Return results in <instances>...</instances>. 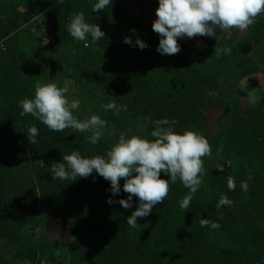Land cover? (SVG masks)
Listing matches in <instances>:
<instances>
[{"label": "rangeland", "instance_id": "1", "mask_svg": "<svg viewBox=\"0 0 264 264\" xmlns=\"http://www.w3.org/2000/svg\"><path fill=\"white\" fill-rule=\"evenodd\" d=\"M97 2L0 0V23H8L0 29V69L6 52L2 41L12 34L11 26L16 23L17 28L20 26L18 34L14 40L8 39V42L14 48L13 54L18 58L24 81L33 88L37 81L54 82L64 89L70 101H80V107L73 110V115L78 119L84 120L95 114L107 121L108 130L95 145L86 139L90 133L65 129L63 132L70 148L68 154L75 150L85 158L104 156L121 133L151 140L154 139L151 132L155 128V121L165 118L176 120L177 123L173 125L176 132L182 133L187 129L212 138L211 155L203 157V182L186 210L180 207L179 201L188 195L189 189L179 181L171 184L163 203L154 206L147 217L138 218V226L132 228L126 219L136 210V197H133V206L124 209L118 203L120 199H127L128 194L123 192L122 187L119 195L112 196L110 191H106V187H110L109 182L95 172L87 178H78L72 182L79 190L74 203V217L71 219L72 234H75L73 244L70 250L58 252L54 244L43 242L42 229L54 201L46 191L49 167L44 163L45 167L41 168L36 163L43 161L42 143L39 135L35 144L27 140L29 128L18 106L19 101L25 98L22 90L7 88L6 93L0 95V130L5 129L8 118L12 116L14 134L11 132L6 142L12 143L11 138L15 136L14 144L6 145L5 148H21L24 154L16 158L13 156L10 174L5 180L12 189V202L4 217L2 233L11 236L20 230V238L33 243V246L18 256L11 246L0 240V264H85L99 257L106 258L108 264H143L146 246L150 250L156 248L162 258L159 264H181L176 260L177 252L171 253L166 248L167 256L161 254L166 244L168 246L163 232L164 222L168 224L165 232L170 229L177 234L182 225L180 219L184 217L183 227L191 220L196 224L201 218L219 224L217 218L221 216L224 219L226 216L231 231L235 229L237 235L239 226L232 222V217L237 215L236 210H240L243 205L260 213L264 222V90L260 99L250 101L252 110L241 122L250 145L244 150L245 157L251 161L249 166L236 160L233 149L235 141L231 134L234 116L244 110L247 104V101L243 103V82L257 72L264 77V16L243 32L236 29L231 32L218 30L219 39L198 36L205 44L202 50L187 45L181 53L169 56L156 51L159 40L147 30L148 23L156 19L158 0H112L108 8L94 12L93 6ZM76 12L84 13L85 22L98 25L105 34L104 38L92 43L89 35L87 45L83 43V47L74 40L67 28L69 18ZM140 12L147 14L149 19L140 16ZM124 37H130L133 45L139 38L148 47L140 50L129 46L123 43ZM214 47H226L231 51L217 56ZM91 49L109 59V54L114 53L118 63L112 69L116 71L110 68L102 70L101 66L85 71L90 65L86 55ZM156 84L160 86L158 91V87H154ZM213 89L217 93L215 98L224 104L214 134L207 128L203 110L204 103L207 105L214 93ZM161 92H166V95ZM113 100L117 105H126L127 110L114 115L112 110L101 108L102 104L107 105ZM145 105L149 110L147 114L145 111L149 123L141 125L142 121L135 111L140 107L144 111ZM221 160L226 162L222 165L224 167L219 166ZM36 167L40 171L38 169L36 172ZM228 176L235 178V190L228 189ZM161 178L169 179L164 173H161ZM244 180L248 183L247 191L240 186ZM123 183L121 180V186ZM221 194L226 195L233 202L232 205L217 209ZM103 195H106L104 203H96L98 206L88 215L80 212L88 202L97 201L96 198ZM109 198L117 202L109 205L106 203ZM247 214L254 216L253 213ZM30 218L34 219V224L24 225ZM89 229L102 233L86 232ZM211 229L207 228L209 231ZM250 231H253L249 233L250 236L260 235L256 248L251 250L259 258L264 249V227L261 229L259 224L254 223ZM235 234L234 241L227 239L225 243L233 242L234 247H240L241 244L249 246L250 241ZM210 239L214 240L211 236ZM212 259L206 264H231L235 261L245 264V260L247 264L248 256L234 259L227 254ZM261 260L264 263V256H261ZM258 263L254 261V264Z\"/></svg>", "mask_w": 264, "mask_h": 264}, {"label": "clouds", "instance_id": "2", "mask_svg": "<svg viewBox=\"0 0 264 264\" xmlns=\"http://www.w3.org/2000/svg\"><path fill=\"white\" fill-rule=\"evenodd\" d=\"M112 0H98L93 11H103L108 8ZM264 16V0H158L155 17L152 21V31L159 36L156 51L160 55H176L180 52L178 39H191L197 36L216 38L217 32L246 31L254 25L258 18ZM68 34L78 41L85 42L90 35L92 43L104 38V33L98 25L87 23L83 12L74 13L68 21ZM123 43L143 50L148 45L139 38L133 45L130 37H124ZM219 56L228 54L229 48H216ZM34 97L23 98L18 106L22 109L21 115H31L41 121L50 131L61 132L71 128L75 131L90 133L87 141L97 144L108 130L107 121L99 115H91L80 120L73 115V110L80 107V101L69 100L63 88L54 82L34 85ZM105 111L112 110L118 115L121 110L126 111V105H117L115 100L107 105L102 104ZM155 128L151 132L154 139H146L139 135L121 133L117 142L110 147L106 155H95L89 158L82 157L78 151H72L63 156V162L51 163L49 172L52 179L76 181L78 178H87L95 172L109 182L112 196L119 195L121 187L127 193V199H120L118 203L124 209L133 206V197L137 198L136 210L127 217V224L136 228L137 220L151 214L154 206L162 204L167 198L170 185L177 181L189 189L180 201L182 209H188L195 193L202 184L205 174L203 157L211 155V145L206 137L198 132L184 130L178 133L173 125L176 120L161 119L154 122ZM28 142L37 143L39 129L32 126L28 130ZM41 168L43 161H36ZM164 173L169 179L161 178ZM124 183L121 186L120 181ZM235 178L227 177V187L235 190ZM241 189L248 190L247 180L241 181ZM117 201L111 198L106 200L109 205ZM226 195L221 194L216 205H232ZM202 227L210 226L217 229L216 222L201 218Z\"/></svg>", "mask_w": 264, "mask_h": 264}, {"label": "trees", "instance_id": "3", "mask_svg": "<svg viewBox=\"0 0 264 264\" xmlns=\"http://www.w3.org/2000/svg\"><path fill=\"white\" fill-rule=\"evenodd\" d=\"M0 24H1L0 29L2 28V26L5 27V25H8V23L5 22ZM17 26L18 24L16 23L15 25L12 24L10 31L12 34L10 36L8 35V39L14 40L16 38L18 34L17 32L18 28L20 27L19 26L17 28ZM3 33L4 32H2V35ZM8 39L2 41V45L5 46L6 52H5V61L3 62V65L0 69V95L1 93L5 94L7 88H10L13 90L16 89L18 91L22 90L21 93L24 95L25 98H33L34 88L30 83L24 81V75L22 74L21 69L19 67L18 58L13 54L14 48L12 45L9 44ZM78 42L83 47V43L80 41ZM86 57L90 60V65L85 68V71H88L90 68H96L99 66H101L100 69L102 70L110 68L112 71H116L112 69L115 68V65H117L118 63L117 56L114 55V53L109 54V57L111 58L109 59L106 56H102L101 54L97 53L95 50L91 49L87 53ZM154 87L155 88L158 87L156 90L158 91L160 86L159 84H156ZM213 90L214 93L210 97H215L217 95L215 89ZM161 94L166 95V92H161ZM158 95H160V91L158 92ZM157 101H159V99H157ZM206 106H207L206 103H204L203 106L204 112H205L204 107L206 108ZM251 110L252 108L249 105L244 107V110H242L240 113H237L234 116L231 127V134L235 141V144L233 145V149L235 152L234 156L236 160L242 161L247 166L250 165L251 161L245 157L244 150L245 147L249 145V143L247 141L245 128L241 122L246 117V115L250 113ZM145 111L146 114L147 111H149L146 108V105L144 106V111L143 108L141 107L136 109L135 111V114H137V116H139L142 121L141 125H145V124L147 125L149 123V120L146 118L147 116L145 114ZM23 117L27 128L35 126L36 128L39 129V138L41 140L42 150H43V156H42L43 162L47 163L49 168L51 166V163L63 162V156L68 155L70 149L69 140L68 139L66 140V134L63 131L61 132L50 131L41 121H39L38 119H36L31 115H24ZM11 118L12 116L8 118L5 129L2 128L0 130V240L5 241L7 245L13 248L15 254L20 256L25 253V250H28L30 247H32L33 243L27 240H22L20 238V230L19 232L13 233L11 236L2 233L3 225H4V217L7 215L9 206L12 202V198H11L12 189L7 185L5 180H7L6 179L7 175L10 174L11 165L14 160L13 156H15L14 158H16L24 154V150H22L21 148H17V147L8 148L7 150L5 148L6 145L13 146L12 144H14L13 139L15 138V136H12L11 138L12 143L6 142L7 139L10 138V135H12L13 133ZM199 120L200 117L198 118V122ZM201 124L203 125V123ZM205 137L208 139L209 143L212 141V138L210 136L205 135ZM10 149L11 152L9 151ZM38 169L39 168L36 167L35 171L37 172ZM48 174H49V183H47L46 191L47 193L50 194L51 198L53 199L54 206L48 211L47 217L48 219L54 216L65 217L68 222V228L72 230L71 219L74 217L73 216V212H75L74 203L76 200L77 191L79 190L73 186L71 180L52 179L51 174L50 173ZM29 175L30 173L27 175V177H29ZM109 189L110 187L107 186L106 191H109ZM31 190H33V187L31 188ZM106 191L104 190V192ZM105 196L103 195L101 196V198H96L98 202L97 201L88 202L85 206L81 208L80 212L88 215L89 211H91L92 209L98 206L96 203L98 204L104 203L105 200L103 199L105 198ZM236 211H237V215L236 216L232 215L233 216L232 222L239 226V231L237 235L234 233L235 229L231 231L226 216L224 219L221 216L217 218L220 227L217 229H211L212 231L207 230V228L209 229L210 226L202 227L200 221H196L195 224L191 220L189 224L183 227V223L186 219L184 217L180 219L182 221L181 228L177 226V228H180L179 232L177 234H174L170 229L168 230V232H165V228L168 224L164 222L165 226L163 232H164V236L166 237L165 241L168 243V246L166 244V247H164V252H162L161 254L167 256L166 248L167 250L169 249V251H172L171 253L177 252L176 260L180 261L181 264H206L209 260L212 261L213 260L212 258L217 257L218 259L227 254L228 256H232L234 259H240L241 256L244 257L245 255H247L248 256L247 264H254V261L259 262L258 264H264L261 260V256H264V249L260 252L259 255L260 260L258 257H256V255H253L251 251L256 248L259 239L258 237H260V235L258 234H256L258 236L249 235V233L253 232L250 230L253 227L254 223L259 224V227L261 229L264 227V222L261 219L262 218L261 214L258 212L255 213L251 209H247L246 205H243L240 210H236ZM248 212L253 213L254 216L248 215L247 214ZM246 216L249 219H247ZM34 222H35L34 219L30 218L25 221L24 225H31L34 224ZM178 223H180V221H178ZM71 232H73V230ZM86 232H99L100 234L102 233L101 231L95 229H89ZM80 233L82 234L83 231L82 232L80 231ZM234 234L235 236H240V237L242 236L243 239L246 238L248 241H250L249 246L244 247L241 244L240 247H234L233 242L225 243L227 239L230 241H234L233 238ZM72 236H75V234L74 235L72 234ZM210 236L214 240H211ZM43 242L47 243L48 241L44 240ZM149 248H150L149 246L145 247V254H144L145 262H143V264L161 263L162 258L156 252V248H152L155 250H150ZM244 251H246V253H244ZM81 264L84 263L81 262ZM85 264H108V260L104 257H99L97 260L92 259ZM231 264H238V263H236L235 261ZM245 264H246V260H245Z\"/></svg>", "mask_w": 264, "mask_h": 264}, {"label": "water", "instance_id": "4", "mask_svg": "<svg viewBox=\"0 0 264 264\" xmlns=\"http://www.w3.org/2000/svg\"><path fill=\"white\" fill-rule=\"evenodd\" d=\"M140 16L144 19H149V16L144 12H140ZM152 22L148 23L147 30L152 33L158 40V34L154 33L151 28ZM220 35H216L215 39H219ZM82 42V41H80ZM178 44L180 45V52L181 53L186 45L194 46L197 50H202L204 48V42L197 36L194 38H183L178 39ZM85 43V42H82ZM263 79L260 73H255L250 76L248 88L252 89L254 84L260 82ZM224 104L217 98H213L207 102V106L205 108L204 116L207 128L210 130L212 134L216 133L218 125H219V118L220 115L223 113ZM226 162L224 160L220 161L219 166L221 167ZM228 171V170H227ZM226 171V172H227ZM218 173V170H217ZM42 235L44 240L53 243L56 246H60L62 251H67L69 249L68 242L72 238V232L68 228V222L65 217H50L47 219L46 223L42 229Z\"/></svg>", "mask_w": 264, "mask_h": 264}, {"label": "flooded vegetation", "instance_id": "5", "mask_svg": "<svg viewBox=\"0 0 264 264\" xmlns=\"http://www.w3.org/2000/svg\"><path fill=\"white\" fill-rule=\"evenodd\" d=\"M257 73H259V72H257ZM250 76H252V75H250ZM250 76L242 84V88L245 91V96L243 98L245 100L243 101V103L245 104V102L247 101V104H245V107L247 105L251 106V102L250 101H252V100L255 101L257 99H260L261 98V95L263 93V90H264V77H263V75H262L263 79H261V81L258 82V83L256 82L254 84V86L252 87V89L248 88V85H249L248 82L250 80ZM213 98H215V97H209V100H211ZM221 167H224V166H221ZM72 239H73V236L70 239V241L68 242V247H69L68 250H70V246H72V244H73L72 243ZM54 246H55V248L57 249L58 252L59 251H62V249H60V246H56V245H54Z\"/></svg>", "mask_w": 264, "mask_h": 264}]
</instances>
